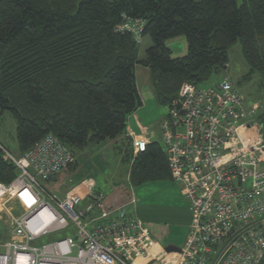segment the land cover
I'll list each match as a JSON object with an SVG mask.
<instances>
[{"label":"trees","instance_id":"16d2710c","mask_svg":"<svg viewBox=\"0 0 264 264\" xmlns=\"http://www.w3.org/2000/svg\"><path fill=\"white\" fill-rule=\"evenodd\" d=\"M126 23L142 25L140 39L120 29ZM147 37L153 45L141 61ZM179 37L188 53L174 58L167 43ZM237 43L245 80L264 82V0H0V110L17 122L18 157L52 134L75 171L77 151L113 142L133 187L171 179L159 143L134 154L128 119L143 106L136 67L151 71L167 107L184 84L199 87L226 69ZM255 122L264 134L261 104ZM1 147L0 185L9 186L20 171Z\"/></svg>","mask_w":264,"mask_h":264},{"label":"built area","instance_id":"2783aa9c","mask_svg":"<svg viewBox=\"0 0 264 264\" xmlns=\"http://www.w3.org/2000/svg\"><path fill=\"white\" fill-rule=\"evenodd\" d=\"M142 25L120 29L140 39ZM162 124L171 179L183 187L192 217L181 252L167 253L137 216L108 210L93 179L57 197L51 183L75 161L50 134L22 157L1 147L19 177L0 185L13 203L12 237L0 264H260L264 258V134L228 78L210 88L184 84ZM134 154L147 141L133 133ZM71 234L41 244L58 233Z\"/></svg>","mask_w":264,"mask_h":264},{"label":"rangeland","instance_id":"374dc122","mask_svg":"<svg viewBox=\"0 0 264 264\" xmlns=\"http://www.w3.org/2000/svg\"><path fill=\"white\" fill-rule=\"evenodd\" d=\"M167 44L174 58H183L188 53L185 37L173 39ZM152 45L148 37L140 42L139 60L143 61L146 58L147 51ZM228 58L227 68L218 75H214L210 81L201 84L199 88H210L222 79L228 78L240 92L246 104L260 103L263 108L264 82L260 75H255L251 80H245L250 69L244 59L241 43L235 44L228 50ZM136 82L143 106L128 119V130L148 134V138H152L151 143H159L165 148L161 126L168 116V109L157 98L151 71L138 65ZM0 143L14 156H19L17 122L8 111L2 113L1 110ZM114 148L115 144L108 142L102 146L91 145L77 151L75 167L77 170L67 169L58 176L56 182L42 183V185L52 194L63 198L83 180L93 179L101 192L107 196L105 205L108 210L120 215L136 213L140 219L148 223V229L164 249L168 246L182 248L191 231V224L189 230L187 226L189 205L183 195L182 185L172 179H166L148 182L140 187H131L126 181L129 165L124 163L125 153H119ZM13 208L18 213L16 204H4V201H0V254L6 253L1 245L12 237L10 213ZM65 237H71V234L61 232L43 239L41 244Z\"/></svg>","mask_w":264,"mask_h":264},{"label":"crops","instance_id":"0c3cea01","mask_svg":"<svg viewBox=\"0 0 264 264\" xmlns=\"http://www.w3.org/2000/svg\"><path fill=\"white\" fill-rule=\"evenodd\" d=\"M137 116V115H136ZM131 133H133L134 135H136V136H138V137H140V138H143V139H145L146 141H147V143L148 144H150L151 143V141H152V138L151 139H149L148 138V134H139V133H137L135 130H128V134H131ZM3 147H5L3 144H1ZM6 148V147H5ZM7 149V148H6ZM57 180V179H56ZM56 180L54 181V182H56ZM126 181H127V184H129L131 187H133L132 185H131V183H130V181H129V175H128V177H127V179H126ZM97 184V183H96ZM97 188H98V184H97ZM98 190H99V192H101V190L98 188ZM102 193V192H101ZM104 195V194H103ZM105 196V195H104ZM110 198V197H109ZM108 198V199H109ZM106 202H107V196H105V201H104V203L106 204ZM130 205V204H129ZM120 208V207H119ZM119 208H117V209H119ZM112 211V210H111ZM118 211V210H117ZM114 212V211H113ZM118 213V212H117ZM114 214L115 215H118V216H137L138 218H140V216L139 215H136V213L135 214H128V215H123V214H116L115 212H114ZM142 220V219H141ZM191 222H192V217H191V213H190V211L188 210L187 211V226H188V230H189V226H190V224H191ZM146 223V222H145ZM147 224V226H148V223H146ZM11 239V238H10ZM157 240V242L159 243V241H158V239H156ZM160 244V243H159Z\"/></svg>","mask_w":264,"mask_h":264},{"label":"water","instance_id":"95a60500","mask_svg":"<svg viewBox=\"0 0 264 264\" xmlns=\"http://www.w3.org/2000/svg\"><path fill=\"white\" fill-rule=\"evenodd\" d=\"M165 251L167 253H177V252H181V248L175 247V246H168L165 248Z\"/></svg>","mask_w":264,"mask_h":264},{"label":"bare ground","instance_id":"6f19581e","mask_svg":"<svg viewBox=\"0 0 264 264\" xmlns=\"http://www.w3.org/2000/svg\"><path fill=\"white\" fill-rule=\"evenodd\" d=\"M120 26V25H119ZM74 152V151H73Z\"/></svg>","mask_w":264,"mask_h":264}]
</instances>
